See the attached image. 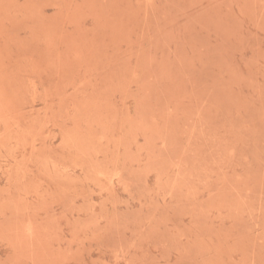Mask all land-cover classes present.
I'll return each instance as SVG.
<instances>
[{
  "label": "rangeland",
  "instance_id": "374dc122",
  "mask_svg": "<svg viewBox=\"0 0 264 264\" xmlns=\"http://www.w3.org/2000/svg\"><path fill=\"white\" fill-rule=\"evenodd\" d=\"M0 264H264V0H0Z\"/></svg>",
  "mask_w": 264,
  "mask_h": 264
}]
</instances>
